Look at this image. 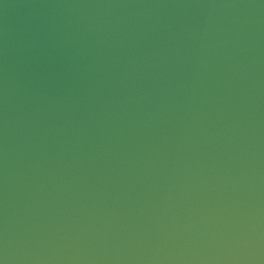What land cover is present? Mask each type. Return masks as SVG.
<instances>
[{
    "label": "water",
    "instance_id": "water-1",
    "mask_svg": "<svg viewBox=\"0 0 264 264\" xmlns=\"http://www.w3.org/2000/svg\"><path fill=\"white\" fill-rule=\"evenodd\" d=\"M0 264H264V0H0Z\"/></svg>",
    "mask_w": 264,
    "mask_h": 264
}]
</instances>
